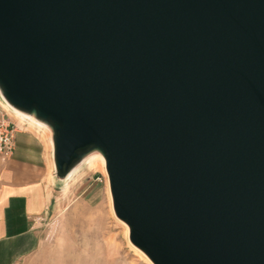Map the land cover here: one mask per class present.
<instances>
[{"label": "water", "instance_id": "95a60500", "mask_svg": "<svg viewBox=\"0 0 264 264\" xmlns=\"http://www.w3.org/2000/svg\"><path fill=\"white\" fill-rule=\"evenodd\" d=\"M0 91L154 264H264V0H0Z\"/></svg>", "mask_w": 264, "mask_h": 264}, {"label": "rangeland", "instance_id": "374dc122", "mask_svg": "<svg viewBox=\"0 0 264 264\" xmlns=\"http://www.w3.org/2000/svg\"><path fill=\"white\" fill-rule=\"evenodd\" d=\"M4 111L10 113L0 102V116ZM95 165L55 189L51 209L39 223L37 264H154L130 241L129 226L114 211L106 167Z\"/></svg>", "mask_w": 264, "mask_h": 264}, {"label": "crops", "instance_id": "0c3cea01", "mask_svg": "<svg viewBox=\"0 0 264 264\" xmlns=\"http://www.w3.org/2000/svg\"><path fill=\"white\" fill-rule=\"evenodd\" d=\"M8 114L18 132L13 156L0 158V264H37L39 223L51 209L55 189L68 177L56 176L51 139Z\"/></svg>", "mask_w": 264, "mask_h": 264}, {"label": "bare ground", "instance_id": "6f19581e", "mask_svg": "<svg viewBox=\"0 0 264 264\" xmlns=\"http://www.w3.org/2000/svg\"><path fill=\"white\" fill-rule=\"evenodd\" d=\"M1 93V91H0ZM3 97V96H2ZM4 98V97H3ZM0 102L2 103V105L11 113H13V115H15L16 117L20 118L23 121L29 122L32 125L37 126L38 128L42 129L44 131V134L48 136V138L51 139L52 141V131L50 126L43 122L38 120L34 115L23 112L19 109L14 108L15 110H13L0 96ZM52 145V144H51ZM100 164L103 169L105 170L106 167V162L105 159L103 157V155L99 152H95L93 154H89L87 156H85L80 163L69 173L68 177H75L76 175H78L81 170L84 167H93L95 164ZM95 167H98L97 165H95ZM99 169V168H98ZM85 172V171H84ZM53 173V171H52ZM86 173V172H85ZM107 173V172H106ZM83 175V171L82 173H80ZM79 177V176H78ZM81 178V177H80ZM77 179V177H76ZM79 179V178H78ZM71 182V181H70ZM76 182V181H75ZM70 188V187H69ZM108 194V193H107Z\"/></svg>", "mask_w": 264, "mask_h": 264}, {"label": "built area", "instance_id": "2783aa9c", "mask_svg": "<svg viewBox=\"0 0 264 264\" xmlns=\"http://www.w3.org/2000/svg\"><path fill=\"white\" fill-rule=\"evenodd\" d=\"M17 132L18 125L4 111L0 116V158L9 159L13 156Z\"/></svg>", "mask_w": 264, "mask_h": 264}]
</instances>
